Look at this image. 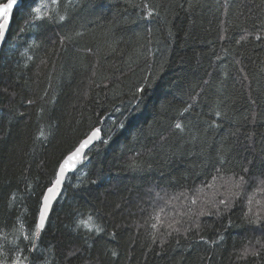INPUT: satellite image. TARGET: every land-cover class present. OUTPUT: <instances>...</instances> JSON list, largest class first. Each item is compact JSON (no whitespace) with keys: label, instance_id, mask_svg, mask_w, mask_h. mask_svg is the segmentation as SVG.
<instances>
[{"label":"trees","instance_id":"obj_1","mask_svg":"<svg viewBox=\"0 0 264 264\" xmlns=\"http://www.w3.org/2000/svg\"><path fill=\"white\" fill-rule=\"evenodd\" d=\"M41 4L52 19H32ZM95 129L28 253L20 224L31 235L60 163ZM262 181L264 0H22L0 56L9 260L18 245L27 264H264Z\"/></svg>","mask_w":264,"mask_h":264},{"label":"snow or ice","instance_id":"obj_2","mask_svg":"<svg viewBox=\"0 0 264 264\" xmlns=\"http://www.w3.org/2000/svg\"><path fill=\"white\" fill-rule=\"evenodd\" d=\"M19 3V0H7V2H3V0H0V41H3L6 38V33L10 27V21L12 19L13 16V10H14V6H17ZM52 4H57L58 0H51ZM143 7L145 9H147V15L151 16L153 14L154 9L148 4V3H144ZM46 9L47 8V4H41L38 7H35L33 9V11L36 13L35 16L32 17V19L34 20H39L42 19L44 17H47L48 19H52V17L49 15V13L47 11H41V9ZM65 19V17L63 15L59 16V20L63 21ZM21 31H23V29H21ZM259 39V37H257ZM66 39V37H62L61 41L63 42V40ZM241 39H245V37H241ZM240 41L237 40V43H239ZM150 78L146 77L145 81H146V85L148 87L151 86L150 83H148ZM151 79H155L154 77ZM145 91V85L142 84L140 86H138L136 88V93L137 94H142ZM29 104L34 103V101L29 100L28 101ZM189 107H191V105H189ZM184 112L188 111V108H184L183 109ZM217 116H220L221 113L217 112L216 113ZM213 126H215V121L212 122ZM175 128L177 129H181L183 130V126L181 123L177 122L175 124ZM98 131V130H97ZM44 136V132L43 130H41L40 132V137ZM97 137V132H93L92 135L81 142L79 148L76 149V151L74 153H72L71 155H69L68 157L65 158L64 162L61 163L58 172L55 175V179L54 181L51 182V186L47 188V191L45 194H43L42 198H41V203H40V207L38 210V215L35 221V229L34 231L31 232V235L28 234H24L25 232V225L23 223L20 224V229L19 231L21 232V234L23 235V240L26 241L28 244H30V247L27 248L28 253H32L37 249V240L40 237L41 234V230L44 229L45 227V222L46 219L48 217L49 214V209L51 207V203L52 200L55 198V194L59 191L62 180L64 178V174L67 170V165L69 163V161L73 160V157L78 155L94 138ZM245 172L248 171L247 168L244 169ZM213 179L215 180L216 178L213 177ZM245 183V177L243 175H241L238 179V181H233L230 185L231 188H240L243 184ZM262 183H264V181H262ZM30 187V186H29ZM261 191H264V189H259ZM193 203H196L195 200H193ZM221 204H225L226 202L224 200L220 201ZM249 203H251V198L249 200ZM163 211V210H161ZM201 214H205L203 211L201 212ZM159 221V217L156 218ZM92 218L88 217L87 220H81L80 221V225L79 226H87L90 222H91ZM248 222L250 224H260L261 223V217L259 215V213L256 214L255 219H249ZM175 223H179V221H176ZM153 228H156L157 225L154 223L152 224ZM169 227L171 228L172 225H169ZM89 231H92V228L88 229ZM174 231H179L178 228L173 229ZM95 231L100 232L103 231V229L97 227L95 229ZM221 239H223V237H221ZM262 247H264V245H262ZM4 245L2 243H0V256L3 257V259H0V264H27V262H29V256L24 254V249L20 248L18 245L16 247V250L14 251V254L12 255L11 259L9 260L8 256L6 255V253L4 252ZM251 252V255L254 256H258L259 252L252 250L250 248H245L243 250L242 256L246 257L247 255H249V253ZM113 255H115V253L113 252Z\"/></svg>","mask_w":264,"mask_h":264},{"label":"water","instance_id":"obj_3","mask_svg":"<svg viewBox=\"0 0 264 264\" xmlns=\"http://www.w3.org/2000/svg\"><path fill=\"white\" fill-rule=\"evenodd\" d=\"M5 2H7V0H6ZM21 5H22V0H19L18 5H17V6H14L13 15H14V13L16 12V10H18V9L21 7ZM12 20H13V16H12V19H11V21H10V27H9L7 33H6V38H7L8 32H9V30H10V28H11ZM6 38H5L3 41H0V56H1V51H2L3 45H4L5 41H6ZM97 130H98V129L93 130V131H92L90 134H88V136L85 137L82 141L88 139V138L92 135L93 132H97V137L94 138V139H93V140H92V141H91V142H90V143H89V144H88V145H87V146H86V147H85V148H84V149H83L78 155L74 156L72 161H69V163H68V165H67V170H66V172H65V174H64V178H63L62 183H61V186H60V189H59V191L55 194V198L52 200L51 207H50V209H49L48 217H49V215H50V212H51V210H52V207H53L55 201L59 198V196H60V194H61V191H62V188H63L64 184L66 183V181H67L69 175H70V174H73L76 170H78V169L81 167V165L83 164V160H84V157H85L87 151L90 150L94 145L98 144V143L102 140V132H101L100 130H98V131H97ZM82 141H81V142H82ZM81 142H80L79 145H78V146H77V147H76V148H75L70 154H68L66 157H68L69 155H71L72 153H74V152L76 151V149L79 148ZM66 157H65V158H66ZM65 158L63 159V161H62L61 163L64 162ZM61 163H60V165H61ZM60 165H59V167H60ZM59 167H58V169H57V172H58V170H59ZM57 172H56V173H57ZM46 191H47V190H46ZM46 191H45V193H46ZM45 193H44V194H45ZM48 217H47V219H48ZM47 219H46V222H47ZM46 222H45V224H46ZM42 230H43V229H42ZM42 230H41V231H42Z\"/></svg>","mask_w":264,"mask_h":264},{"label":"bare ground","instance_id":"obj_4","mask_svg":"<svg viewBox=\"0 0 264 264\" xmlns=\"http://www.w3.org/2000/svg\"><path fill=\"white\" fill-rule=\"evenodd\" d=\"M102 138H103V136H102ZM81 168V167H80ZM57 201V200H56Z\"/></svg>","mask_w":264,"mask_h":264}]
</instances>
